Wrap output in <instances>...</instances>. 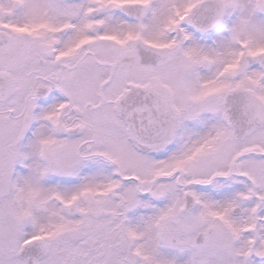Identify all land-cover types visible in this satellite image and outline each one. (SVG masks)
<instances>
[{"label": "snow or ice", "instance_id": "snow-or-ice-1", "mask_svg": "<svg viewBox=\"0 0 264 264\" xmlns=\"http://www.w3.org/2000/svg\"><path fill=\"white\" fill-rule=\"evenodd\" d=\"M0 264H264V0H0Z\"/></svg>", "mask_w": 264, "mask_h": 264}]
</instances>
